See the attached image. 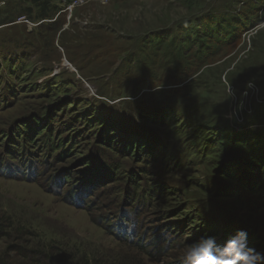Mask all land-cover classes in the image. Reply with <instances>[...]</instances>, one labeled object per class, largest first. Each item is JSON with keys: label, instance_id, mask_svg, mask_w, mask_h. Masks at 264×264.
Listing matches in <instances>:
<instances>
[{"label": "rangeland", "instance_id": "1", "mask_svg": "<svg viewBox=\"0 0 264 264\" xmlns=\"http://www.w3.org/2000/svg\"><path fill=\"white\" fill-rule=\"evenodd\" d=\"M58 5L61 21L57 24L58 31H52L47 26L39 29L40 23L25 16L6 23L5 8L10 12L26 6V2L0 0V75L5 73L7 83L16 91L15 96L9 95V102H4L0 95V156L15 151L12 145H18L16 127L31 123V116H27L32 108V112L50 109L52 116L58 115V120L47 116L49 122L41 133L36 130L37 124L32 126L33 135H39L35 145L39 157L49 156L52 160L57 157L60 149L48 150L44 143L48 138L52 142L62 141V131L57 129L63 120L77 114V108L66 106L64 114L59 112L58 103L63 104L64 97L58 98L44 85L50 79L58 81L56 87L71 91L65 95L73 103L89 101V106H97L101 111L107 109L101 101L121 104L128 98L123 97L127 95L124 93L133 89L135 93L128 94L132 95L129 100H135L133 103L140 101L144 106L161 107L166 112L164 125L158 130L173 139H167L162 152L154 156L155 161L148 155L146 160L141 156L131 158L97 146L96 154L105 153L106 158H113L119 169H115V182L102 183L101 189L91 191L82 207L75 205L79 201L76 197L79 190L73 195L69 181L62 178L68 171L71 175L81 172L80 176L87 177L93 172L90 168L96 169L95 162L85 165L80 160L86 157L92 161L94 155L89 153L98 144L100 128L92 129L90 125L89 129H82L78 124L75 130L80 129L81 137L70 141V156L64 160L55 159L53 165H38L34 179L24 174L26 170H12L8 159L0 162V221L7 230L0 233V264H29L20 251L45 248H57L60 260L65 257L81 262L89 258L91 264H179L182 255L176 254L182 249L176 244L187 240L196 232L193 229L184 228L174 244L164 240L144 250L140 248L141 244H146L143 240L133 244L110 232L111 226L116 227L111 217L117 210L122 211L121 202L126 200L124 189L129 187L132 170L138 168L144 170L139 177V191L147 188L150 192L153 186H161L164 190L169 186L176 194L169 199L180 214L188 205L185 212L192 210L191 214L201 215L204 206H216V214L223 217L224 228L231 226L235 231L241 229L237 222L245 226L249 221L247 217L252 216L262 234L256 237L264 239V178L259 177L258 181L255 175L260 195L251 194L255 198L250 207L256 210L254 212L242 209L235 198H220L231 185L223 183L220 191L222 184L209 177L218 151H213L208 133L214 130L209 127L211 118H222V115L225 119H217L215 124L226 125L227 119L235 131L242 129L246 118L252 116L253 102L264 101V21L260 20L264 0H73L71 3L58 2ZM204 18L217 21L213 29H218L219 38L233 36L231 24L238 20L240 38L222 47L215 42L208 43V37L203 38V35L212 33V28H205ZM188 37L193 38L192 41L183 42ZM199 40L206 42L202 49L198 47ZM179 47H187L189 51L184 59ZM210 50H214L213 54L204 57L211 53ZM203 58L205 62L201 61ZM104 86L111 89L110 98L114 99L99 95ZM115 86H120L121 90ZM11 88L7 89L8 94ZM35 103L39 108L33 105ZM239 104L242 113L237 111ZM248 107L247 112L245 108ZM118 115L115 113L116 121H119ZM153 128L145 126V130L152 131L149 135L156 137ZM67 133L73 132L70 129L64 135ZM160 147L161 144L156 146ZM168 159L176 161H173L174 166L168 164ZM164 164L169 165V172L163 171ZM202 183L214 196L205 192L207 188L201 187ZM162 196L160 192L157 198L150 197L154 205L151 209L143 207L141 224H144L142 234L145 238L152 237V226H162L163 220L157 215V208L164 207ZM108 218L111 225L107 223ZM262 242L264 240L252 238L246 264H256L258 259L253 260V257L260 256L264 248ZM159 247L165 249L159 251ZM203 249L193 253L197 255ZM185 252L190 256L192 249ZM196 262L202 264L203 260L196 257L193 264Z\"/></svg>", "mask_w": 264, "mask_h": 264}, {"label": "trees", "instance_id": "2", "mask_svg": "<svg viewBox=\"0 0 264 264\" xmlns=\"http://www.w3.org/2000/svg\"><path fill=\"white\" fill-rule=\"evenodd\" d=\"M21 1L26 2V6H21L20 8H17L16 10L10 12H8L9 8H5V14L3 17L7 21L6 23L15 22L18 17L25 16L32 22L40 23L37 26L39 29L47 26V28L52 31H54L53 29L58 31L59 27H57V24H59V22L61 21V7L58 5V2H73V0ZM260 20L264 21V5L261 9ZM204 24L206 26V29L210 27L212 28V33L203 35V38L204 36L208 37V43L215 42L220 44L219 47H222L227 46L228 44H234L236 43L237 39L240 38V25L238 20H233V24H231L234 26V29L232 32L233 36H231L230 38L218 37V29H213V25L217 24L216 20L213 21L212 19L204 18ZM221 33L223 34V32ZM192 39L193 38L190 39L188 37V39H184L183 42L192 41ZM198 44V47L202 49L205 47L206 42H200L199 40ZM178 51L180 52V55L182 56L180 57L182 59H184L183 57L185 55L188 56L189 54L187 47H179ZM210 51L211 53L209 52L208 54H205L204 57L208 58L210 54H213L214 50ZM204 59L205 58H203V60L201 59V61L205 62ZM10 61L11 60H9V62ZM9 66H12V63L9 64ZM195 71H197V68ZM7 80L8 79L5 73L1 72L0 95L3 97L2 100L4 102H9V95L12 94V96H15L16 94L15 89L11 88L12 86L9 85V82L7 83ZM20 80L22 81V79ZM51 81L52 83H49ZM56 82L58 81L50 79L44 85L48 86V89L56 94L55 96H57L58 98L64 97L63 104L58 103V106L61 109L59 112L63 113V111L65 112L66 110V106V108L71 106L69 107V109L75 107L77 108L75 110V113L77 114L71 116V118H68L66 121L63 120L61 122V125L58 127L57 131H62V134H60L63 137L61 139L62 141L59 140L57 142H52V139L48 138V140L44 143V147H46L48 150H52L53 148L60 149V152L55 159L64 160L66 156H70V141L73 142L75 141L76 137H81L79 136L80 129L75 130V128L78 127V124L82 126V129L84 127L89 129L90 125L93 126L92 129L96 128L98 130L100 128V133L98 134V144L95 145V148L93 147L89 153L94 155L92 161H90L86 157H84L85 159L82 158L80 160V162H84L83 164L85 165H87V163L89 164V162H95L93 166H96V169L95 167L90 168V171L93 172L90 176L87 177L80 176L81 172L75 175H71L70 171H68L65 172L66 174L64 173L65 175L62 178V180H65V182L69 181L70 189L72 187L73 195L77 193L76 190H79L80 193L76 194V197L79 200L75 203L77 207L86 205V197L90 195L91 191H98L100 186H102V183H106L107 185H109L110 183H114L116 179L115 169H119V165L116 164V161L114 162L113 158H106L105 153L96 154L95 149L97 146L101 147L102 149H106L112 154L118 153L123 156L128 155L131 158H138V156H141L142 159L146 160L148 155L151 161H155L153 159L154 156L162 152L161 150L164 149V145H167V139H173V137H167L166 132H164L163 130H158V127L164 125V121L166 120L164 114L166 112L164 110H161V107L149 108L147 106H144L140 101L137 103H133L135 100H129L132 95H128L135 93L133 89H131L127 93H124L127 95H123L122 92H120L123 97H128L126 99H123L122 102H120L121 104H111L107 101H101V103H103L102 105L107 108L105 109L106 111H101L96 108L97 106H89V101L81 100V102L75 101L73 103L72 100L68 99V97L65 95V93H70L71 91L64 87H56ZM8 88L12 89V92L10 94H8ZM102 89L103 90L101 91L99 90V95L105 96L107 98H110L112 96L111 89L108 86H104ZM117 89L121 90V87L119 86L117 87ZM125 90L126 89H124V91ZM158 93L160 94V92ZM65 96L67 98H65ZM97 103H99V101ZM33 105L36 107L39 104L35 103ZM84 105H88L89 107H85ZM253 105L254 111L252 112V116L247 115V121L244 123L245 127H243L242 129H237L235 131V129L231 125L232 122H227V119L226 125L221 126L215 124V120L225 119L222 115V118L219 116L211 118L209 127H211V129L214 128V130H209L210 132H208L211 137L209 143L211 144L213 151H218V154L216 155L217 157L213 162V173L212 175H209V177L211 178V181L219 182L222 184V187L220 186L221 189L220 187L218 189L220 191L223 189L224 184L231 185L230 189L227 192H224L222 197H219L227 199L235 198L236 203L242 209L250 211H252L253 209L250 207H253L252 205H254L255 203V198L251 196V194L259 192V190H257V185L259 183L255 182V175H258V181L259 177L264 178V101L260 103L253 102ZM82 107L84 110H81ZM55 108L56 106L54 105L53 109ZM108 108L113 110V113H111ZM237 108V111L239 113L243 112L240 104ZM29 111L31 113L29 112V115L27 117L29 118L31 116V125L27 122L22 123L19 126L17 125L16 129L18 128V131L16 132L15 139H17L16 141L18 145H12V147L15 149L12 154H2V156H0V162L8 159L9 161H11L10 165L12 167V170H14L15 172L26 170L24 174L27 175V177L34 179V175L36 174L35 172H37L39 168L38 165L47 166L48 164H55V159H49V156H46L45 159L39 157V154L35 151V145L37 144L36 141L39 135L36 133V135L38 136L35 137L32 133L34 132V127L32 126L36 124L38 125V128L36 129L37 131H39L38 133H41V131L45 130L44 125H47L49 122L47 116L51 117L52 115L50 113H52V111L50 109H47V111L36 109L34 112H32V108H30ZM54 111L56 112V110ZM152 111L155 112L153 113ZM115 113L119 114V121H116L117 118L115 116ZM52 117H56L57 120L59 119L57 114H54V116ZM42 120L44 121L43 124ZM248 121L250 122L249 124ZM237 123L239 122L237 121ZM149 125L150 127L151 125L154 127L153 133H156L158 137L150 136L151 134L149 135V132L152 131L148 132L147 130H145V126ZM70 129L73 133H67L66 135H64V132L69 131ZM159 136L162 138H159ZM161 141H165V144ZM159 144H161L162 147L156 148V146H158ZM40 147L41 144L38 146V148L40 149ZM54 151H56V149H54ZM97 160L99 161V166ZM173 161V159H168V164L174 166V162L176 161ZM13 162L15 163L13 164ZM168 164L163 165V171L167 170L169 172L171 170ZM90 171L88 170V172ZM142 171H144L142 170V168L134 169V171L132 170V177L128 181L129 187H125L124 189L126 200L124 203L121 202V204L124 205L121 207L122 211L117 210L116 214L112 215L111 217L114 223L113 225H116V227L111 226L112 230L110 229V232L112 234L120 238L121 236H123L125 241L129 243L133 242V244H136V241L141 242L143 240L146 244H141L140 248L144 250L145 247H155V245L161 244L164 240H167V243L173 242L174 244L177 240H179V234H183L184 228H188V230L193 229L194 231H196L194 232L195 234L193 233L187 240H183L179 244H176L177 248L182 249L180 253L176 254L182 255L179 258V264H185V257L188 256L185 251L189 249H192V252L190 253L191 255L189 256L192 264L194 263V258L196 259V257L200 260H203L202 264H246L247 258L249 254H251L249 244L252 238L255 237L259 238L262 241L264 240L262 236L261 238L258 236L256 237V235L262 234L259 233L260 231L258 226L253 223L255 219L252 216L247 217V219L249 218V221L247 220L248 224L245 226H241V224L237 222V226L241 229L235 231L231 226H227L226 228H224L225 224L222 220L223 217L216 214V206H213L211 208H207L206 206H204L201 215L196 213L191 214L192 210L185 212L184 210L187 211V209H189L190 207L188 205L186 208H183V212L180 214V210L177 209V206L173 204L172 199H169V197L176 195L171 192L173 188L169 186H165L164 190H161V186H153V189H151L150 192L147 188L146 190L144 189L143 192L139 191L140 185L138 182L140 179L139 177L143 176ZM135 172H137L138 175L135 174ZM200 186L205 187V189L207 188L205 192H211V195L214 196L213 191L209 190L206 185L202 183ZM160 192H162L163 195L161 197L164 199V203L162 202V205L165 208H157L159 212V214L157 215L160 216L159 220H163V223L162 226L160 224H158V226H152V237L150 238V236H148L147 238H145L142 234L144 224H141V217H143L145 207L148 208L147 210L151 209V207H154L150 197L157 198ZM258 195L260 194L258 193ZM165 198H168V200ZM254 211L256 210L253 209V212ZM205 214L207 215V218ZM179 215L184 217L180 218ZM109 218L107 219V223L111 225ZM237 219H240V217H238ZM221 224L223 227H220ZM5 227V224L0 221V233H4V231H7ZM262 246L264 247V242H262ZM158 249L159 251H163L165 247H159ZM200 249L203 250L197 255H195L196 252L193 253L194 251H199ZM15 250L17 251L16 248ZM21 253L23 254V258H25L26 261L29 262V264H91V260L89 258L82 259L81 262L74 261L71 258L65 257L63 258V260H60V257L58 258L57 256L59 255V251L57 248H52V250H46V248L45 250L29 249L26 251H20V254ZM260 257L261 258L255 262L256 264H264V248L260 253Z\"/></svg>", "mask_w": 264, "mask_h": 264}, {"label": "clouds", "instance_id": "3", "mask_svg": "<svg viewBox=\"0 0 264 264\" xmlns=\"http://www.w3.org/2000/svg\"><path fill=\"white\" fill-rule=\"evenodd\" d=\"M261 257L259 256V254H257L255 257H253V260H257L260 259ZM185 264H192L191 259L189 258V256L185 257ZM196 264H198V262H196Z\"/></svg>", "mask_w": 264, "mask_h": 264}, {"label": "built area", "instance_id": "4", "mask_svg": "<svg viewBox=\"0 0 264 264\" xmlns=\"http://www.w3.org/2000/svg\"><path fill=\"white\" fill-rule=\"evenodd\" d=\"M247 105H251V103H247ZM246 110H247V112H248V109H249V107L248 108H245Z\"/></svg>", "mask_w": 264, "mask_h": 264}]
</instances>
